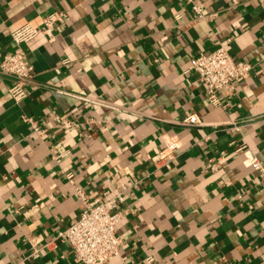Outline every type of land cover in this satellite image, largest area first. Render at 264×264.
Here are the masks:
<instances>
[{"label": "crops", "instance_id": "obj_1", "mask_svg": "<svg viewBox=\"0 0 264 264\" xmlns=\"http://www.w3.org/2000/svg\"><path fill=\"white\" fill-rule=\"evenodd\" d=\"M196 2L214 16L195 20L185 0H0V59L15 48L11 31L62 14L52 42L39 34L24 46L27 99L15 104L0 74V264L80 216L67 173L94 202L125 192L119 256L106 264H264V0ZM217 40L252 69L213 107L189 69ZM190 114L200 126L182 124ZM172 139L175 159L156 168L151 157ZM27 264H74L73 254L58 240Z\"/></svg>", "mask_w": 264, "mask_h": 264}, {"label": "built area", "instance_id": "obj_2", "mask_svg": "<svg viewBox=\"0 0 264 264\" xmlns=\"http://www.w3.org/2000/svg\"><path fill=\"white\" fill-rule=\"evenodd\" d=\"M185 2L195 20H206L214 16L204 14L196 0H185ZM174 18L180 20L181 16L175 15ZM61 20L60 12L49 13L42 16L39 28L25 24L10 32L9 37L15 44V48L0 59V74L12 79L8 93L15 104H20L27 99L29 95L27 86L34 76V68L27 60L24 46L39 34L44 35L48 42H52L56 23ZM228 42V40H217L211 52L198 54L190 61L189 71L197 75L200 84L204 86L207 101L213 107L222 106L221 92L232 94L234 82L246 78L252 69L248 63L237 64L235 62L227 49ZM69 62L68 59H64L61 65L65 66ZM22 120L29 121L26 116H22ZM201 123L196 114H190L182 121V124L187 127L200 126ZM32 125L34 132L40 134L41 131L35 124ZM74 126L76 124L69 119H63L61 122V127L64 129ZM179 148L180 143L177 140L172 139L167 142L163 149L151 157L156 168L168 167L175 159V153ZM65 153L55 155L54 160L59 162ZM235 153L244 156L243 164L246 167L263 170L249 149L238 148ZM223 157L224 155H221L219 158L208 159L206 168L211 172H216ZM66 178L82 204L80 216L43 246L33 247L29 254L17 264H27V260L38 258L42 250H49L58 240L67 243L73 254L74 264H106L111 258L119 256L121 240L116 235V225L121 220L119 207L124 201L125 192L118 191L113 196H108L103 202H94L87 197L83 188L74 182L72 173H67ZM153 262L152 257L144 260V264H153Z\"/></svg>", "mask_w": 264, "mask_h": 264}]
</instances>
